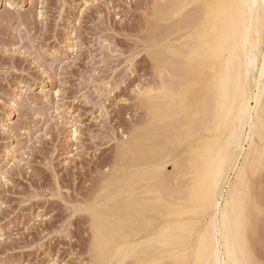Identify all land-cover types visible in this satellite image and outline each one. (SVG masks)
<instances>
[{
    "label": "rangeland",
    "instance_id": "374dc122",
    "mask_svg": "<svg viewBox=\"0 0 264 264\" xmlns=\"http://www.w3.org/2000/svg\"><path fill=\"white\" fill-rule=\"evenodd\" d=\"M216 2L0 0V264H182L168 250L196 246L200 215L177 192L191 180L190 142L215 131L192 127V115L219 85L206 64L186 75L178 55L207 29ZM181 84L194 89L176 106ZM168 104V118L154 120L153 108ZM257 141L240 195L242 264H264ZM163 187L144 212L142 200ZM161 225L174 245L151 236Z\"/></svg>",
    "mask_w": 264,
    "mask_h": 264
},
{
    "label": "bare ground",
    "instance_id": "6f19581e",
    "mask_svg": "<svg viewBox=\"0 0 264 264\" xmlns=\"http://www.w3.org/2000/svg\"><path fill=\"white\" fill-rule=\"evenodd\" d=\"M184 1L186 3L187 0ZM198 12H192V18L198 16ZM209 12L207 29L198 36L196 42L191 41L184 49H179L178 55L186 68V75L190 71L197 72L201 64H206L207 68L216 71L218 75V89H215L211 96L208 95L209 99L203 101L202 109L199 102L198 108L201 110L198 109L199 111L192 115V127L198 126L209 132L208 124L214 123L216 132L209 137L201 136L194 142L195 147L190 142L187 174L191 176V180L187 179L190 182L177 192V198L181 199V205L185 206L186 211L200 215L197 244L195 247L186 244L174 245L166 225H161L157 233H151V236L163 244L174 245L168 252L182 264H242L238 257L237 245L235 246L239 239L238 227L242 222L244 207L240 195L247 186V169L255 165V153L259 147L257 139L264 141V0H217ZM221 59L223 62L220 64L218 61ZM193 89L192 86L181 84L174 104L184 105ZM174 104H168L161 109L153 108L154 120L168 118L175 109ZM226 134L227 139L221 144L220 139ZM190 136L188 133L187 138ZM132 148L133 144L128 145V148L122 147L119 153ZM184 171L186 172V169ZM165 189L163 187L161 190H150L155 194L142 200V210L147 212L156 208L157 202L165 198L168 188L166 191ZM172 214L178 215L180 212L176 210ZM99 224L100 218L96 217L95 229L98 235L101 226ZM231 232L235 234L234 239Z\"/></svg>",
    "mask_w": 264,
    "mask_h": 264
}]
</instances>
